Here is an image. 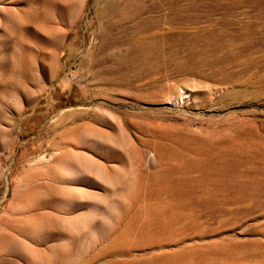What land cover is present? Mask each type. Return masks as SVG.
Segmentation results:
<instances>
[{
	"label": "rangeland",
	"instance_id": "374dc122",
	"mask_svg": "<svg viewBox=\"0 0 264 264\" xmlns=\"http://www.w3.org/2000/svg\"><path fill=\"white\" fill-rule=\"evenodd\" d=\"M0 264H264V0H0Z\"/></svg>",
	"mask_w": 264,
	"mask_h": 264
}]
</instances>
